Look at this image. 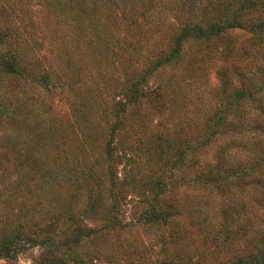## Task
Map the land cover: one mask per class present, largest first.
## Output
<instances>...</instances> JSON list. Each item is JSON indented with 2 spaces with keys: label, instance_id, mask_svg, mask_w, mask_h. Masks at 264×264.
Listing matches in <instances>:
<instances>
[{
  "label": "rangeland",
  "instance_id": "rangeland-1",
  "mask_svg": "<svg viewBox=\"0 0 264 264\" xmlns=\"http://www.w3.org/2000/svg\"><path fill=\"white\" fill-rule=\"evenodd\" d=\"M191 1L0 0V25L10 35L6 50L29 69L28 79L0 81V108L6 109L0 116V229L51 238L26 249L15 262L3 259L0 264H162L168 256L176 263L229 264L264 237V97L257 114L261 130L218 140L203 154L202 168L189 166V149L186 165L192 168L186 184L167 199L176 206L171 227L138 222L151 198L140 195L144 184L155 172L167 177L172 172L155 160L143 161L135 170L140 189L125 185L124 226L104 229L105 207H89L86 221L67 218L70 212L84 215L90 193L105 200L100 188L108 183L98 172L114 120L109 104L127 84L125 75L150 69L160 53L170 52L182 21L212 11L205 8L211 0H195L194 14ZM128 5L130 20L123 14ZM228 48L233 60L218 57L217 49ZM224 68L231 89L241 88L242 79L259 85L264 42L242 30L222 43L189 40L173 64L151 70L148 96L128 116L120 147L144 157L160 141L169 156L195 146L222 102ZM45 75L48 86L37 80ZM220 153L228 160L227 174L233 176L252 161L260 169L254 176L229 179L215 193L198 191L191 180L198 169L214 167ZM128 170L125 162L119 166L123 181ZM78 226L98 231L82 236L79 244L63 245ZM174 232L179 238L168 250L164 238Z\"/></svg>",
  "mask_w": 264,
  "mask_h": 264
},
{
  "label": "trees",
  "instance_id": "trees-1",
  "mask_svg": "<svg viewBox=\"0 0 264 264\" xmlns=\"http://www.w3.org/2000/svg\"><path fill=\"white\" fill-rule=\"evenodd\" d=\"M192 11H195V5L197 1L192 0ZM211 7L212 11L205 16H198L197 19L193 17L187 18L181 22L178 27V32L172 39V47L170 52H162L154 62L153 66L144 72H129L126 77L127 84H124L121 91L113 99L114 101L109 104V115L113 117L111 122L110 131L104 140L102 147L103 165L98 172L103 176L108 185H103L100 188L104 192L105 200L101 195H95L94 192L89 197V201L86 204V211L84 215L82 212L77 213L70 212L68 217L69 221H73L76 218H81L86 221L87 212L89 207L106 208V221L103 226L104 229H117L124 226V223L120 220V213L122 210V199H126L124 195H127V185L132 183L133 190L140 189L135 186L134 179L135 170L141 163L152 162L155 160L157 163L162 164L160 167H167L172 169L170 176H164L165 173L157 174L156 172L149 177V181L145 183V190L140 195H151V198L146 200V209L138 216L139 224L150 226H164L171 227L175 220L176 206L168 202L169 195H172L174 188L184 186L187 180L186 172H188L189 166L196 168H202L203 154L208 152V149L213 147L218 140H221L229 135L236 137L247 132H255L261 130L259 125L258 109L262 108V101L264 97V80L259 85L252 82L247 84L242 79L241 88L231 89L232 81L229 75L228 69L224 68L221 71L220 76V93L224 94L222 102L215 113L207 120L205 128L201 137L196 141L195 146L191 147L187 145L184 148H180L174 156H169L167 150L162 143H158L154 147L147 149V153L144 157L136 153L133 148L120 147L118 144L119 134L123 130L126 124V120L132 110L140 107L143 99L148 96V84L150 76L154 71L160 67L173 64L177 60L185 47V44L195 39L197 41L222 43L225 37H229L232 33L238 30L249 31L264 42V0H211L207 5L208 10ZM131 5H128V9L123 12L124 18L130 20L131 17ZM195 14V13H194ZM135 25V24H134ZM9 32L6 31L0 25V81L6 77H18L22 79H28L29 69L23 65L20 58L14 54L13 51H7L6 46ZM218 47V46H217ZM226 48L227 46H224ZM229 50L231 48H228ZM218 57L224 59H232V50L228 52H220L216 50ZM233 60V59H232ZM35 69V68H34ZM33 69V70H34ZM134 70L135 69H130ZM41 80L46 86L50 81L48 76L38 79ZM156 90L158 95L160 90ZM231 91V92H229ZM134 107V108H133ZM254 109L255 115L253 116L250 109ZM5 106L0 108V116L5 113ZM251 116V118H250ZM236 120H239L237 122ZM152 148V149H151ZM191 149L192 165H186L188 159V152ZM145 161V162H143ZM228 160L221 153L217 158V162L214 167L196 172L195 177L191 180L193 186L198 190H211L215 193L216 190L225 187L227 181L231 178H245L254 176L255 172L259 171V164L252 161V166L248 168H241L239 172H234L233 176L227 174V162ZM125 162V168L129 169L126 173V180L120 177L119 166ZM226 166V168H225ZM182 168L185 172H182ZM176 172V174L174 173ZM179 179H176V175H179ZM93 173L89 174L90 178H93ZM190 181V182H191ZM125 186V187H124ZM98 202V203H97ZM97 204V205H96ZM93 212V211H92ZM88 217H91L90 215ZM95 220V218H93ZM77 222V221H75ZM8 231V230H7ZM98 229L89 226H78L76 233L73 237H66L62 240V244L70 246L73 244H79L82 240V236L85 234L90 236L96 233ZM9 232V231H8ZM7 234L6 231L0 229V260H8L15 262L18 256L30 247L37 245L47 244L49 239H41L39 237H33L27 235L22 230H15ZM6 234V235H4ZM179 235L177 232L170 233L169 238L165 240L164 247L170 248V243L178 240ZM162 264H190V263H176L172 257H165ZM229 264H264V237L257 245L246 253L239 255Z\"/></svg>",
  "mask_w": 264,
  "mask_h": 264
}]
</instances>
